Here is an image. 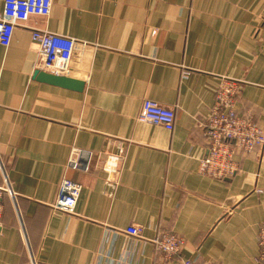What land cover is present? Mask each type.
Returning a JSON list of instances; mask_svg holds the SVG:
<instances>
[{
	"label": "crops",
	"instance_id": "0c3cea01",
	"mask_svg": "<svg viewBox=\"0 0 264 264\" xmlns=\"http://www.w3.org/2000/svg\"><path fill=\"white\" fill-rule=\"evenodd\" d=\"M33 29L87 43L68 76L83 91L35 77ZM224 77L243 84L238 112L264 126V0H53L17 25L0 45V176L15 192L0 264H264V146L237 151L230 179L199 170ZM145 99L175 109L173 130L139 120ZM120 145L113 189L104 167ZM64 177L82 185L70 213L54 207ZM165 232L186 241L171 260L152 242Z\"/></svg>",
	"mask_w": 264,
	"mask_h": 264
},
{
	"label": "built area",
	"instance_id": "2783aa9c",
	"mask_svg": "<svg viewBox=\"0 0 264 264\" xmlns=\"http://www.w3.org/2000/svg\"><path fill=\"white\" fill-rule=\"evenodd\" d=\"M52 6L53 0H4L3 8L0 11V45H10L16 26L27 21L32 15L49 16ZM32 39L39 46L38 69L59 76H69L72 73L79 45H87V43L74 38L40 29L32 30ZM242 86L241 81L224 77L204 123L207 154L200 159L199 170L211 177L232 178L240 169L236 160L237 151L249 153L257 147L264 146V126L260 125L252 116L241 114L237 110V97L242 91ZM175 119L174 108L163 106L151 99L143 101L139 115L140 121L173 130ZM74 152H72L73 155ZM124 153L125 149L120 145L107 157L104 167L107 173L106 183L113 189L118 184V174ZM81 190L80 183L64 177L60 183L54 207L64 212H73ZM4 194L15 196L12 183L6 173L0 176V229L3 226ZM142 231L143 228L140 226H132L127 229V232L134 236H141ZM152 242L168 260H171L186 243L183 237L168 232L161 233ZM257 244L259 250L257 259L264 262V222L260 225ZM179 264L203 263L197 259L183 258Z\"/></svg>",
	"mask_w": 264,
	"mask_h": 264
},
{
	"label": "water",
	"instance_id": "95a60500",
	"mask_svg": "<svg viewBox=\"0 0 264 264\" xmlns=\"http://www.w3.org/2000/svg\"><path fill=\"white\" fill-rule=\"evenodd\" d=\"M34 75L39 80L61 85L67 88H72L79 91H83L85 88V82L80 79H75L68 76L54 75L39 69L35 71Z\"/></svg>",
	"mask_w": 264,
	"mask_h": 264
}]
</instances>
